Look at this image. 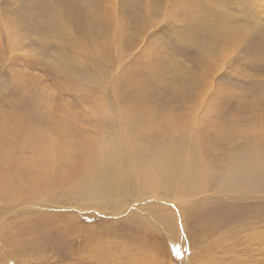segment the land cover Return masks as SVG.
Wrapping results in <instances>:
<instances>
[{"label":"rangeland","instance_id":"374dc122","mask_svg":"<svg viewBox=\"0 0 264 264\" xmlns=\"http://www.w3.org/2000/svg\"><path fill=\"white\" fill-rule=\"evenodd\" d=\"M42 1L35 0L39 6L34 0H0V159L4 155L38 164L36 169L29 167L43 183L42 168L49 167L47 159H60L58 163L64 167L74 161L84 139L99 140L103 120L96 108L105 102L109 90H99L75 72L77 84L72 86L67 81L72 75H66L63 64L73 62L74 69L94 73L93 64L98 60L97 81L106 86L98 78L108 72L100 61L117 51L119 44L129 67L137 66L139 73L143 72L140 66L158 60L161 70L156 68L155 72L166 77L181 72L201 77L204 84L196 88L193 103L171 102L162 110L149 112L157 122L143 131L146 139L153 136L159 141L187 135L188 146L209 150L213 169L217 161V171L211 169L212 182L205 191L179 203L140 196L125 199L120 210H112L110 204L101 210L92 208L73 186L65 191L68 189L59 187L57 176L49 175L50 179H45L50 188L44 196L22 202L0 201V264H264V195L244 193L246 185L239 180L225 190L217 185L226 160L232 152L239 155L246 149L248 141L234 136L233 142L225 143L214 138L218 122H234L238 133L264 130V0H159L151 19L144 16L143 4L134 23L126 27L128 1L101 0L103 10L112 11L117 27L109 40L110 52L99 47L104 36L94 33L91 25L87 27L86 1L48 0L58 11L56 24L46 34L41 26L46 22L47 5ZM186 2L209 14L210 24L224 17L226 26L237 34L230 40L216 39L199 27L196 32L207 44L197 45L187 37L196 28V21L188 16L190 25L185 21ZM127 39L132 43L129 50ZM76 41L86 45L77 47ZM122 94L137 96L138 86L124 89ZM153 99L154 104L147 103L149 108L155 107ZM101 110L109 114L106 108ZM183 117L186 130L174 125L169 133L168 120L180 124ZM58 132L67 135V154L71 155H61L50 146ZM15 140L23 144L9 149Z\"/></svg>","mask_w":264,"mask_h":264},{"label":"bare ground","instance_id":"6f19581e","mask_svg":"<svg viewBox=\"0 0 264 264\" xmlns=\"http://www.w3.org/2000/svg\"><path fill=\"white\" fill-rule=\"evenodd\" d=\"M25 1L27 0H24V2ZM84 1H86V3L84 4L85 6H83V8L89 18V25H87V27L91 25L90 29L92 30L93 28L94 33L98 32L101 33L102 36H104V41L102 40L103 42L98 43L99 47L105 48L108 50V52H110L111 48L109 40L111 41L113 39V33L117 29L113 20L114 16H112L113 19L111 17L110 12L112 11H110V8L109 12L103 10L104 5L101 4V0ZM119 1H122L123 4V1L125 2L126 0ZM127 1L129 3V7L127 6V13L130 16L125 19V27L134 23L139 9L143 4V10H145L144 16L149 19H151L150 13L159 4V0H149V2L148 0ZM38 2L35 3L38 4ZM43 3L47 5V9L45 11L46 22L44 26H41V28L46 34L48 30L52 29V27H54V25L56 24V13L58 11V7L55 3L54 7L53 4L48 2V0H44ZM115 5L117 6V4ZM184 5L187 7L185 9V21H187L190 25L189 21L187 20V16L196 21V28L193 29V32L189 33L190 35L187 37H189V39L194 43H197V45L201 44V46L204 47L207 44L206 40H204L196 32L199 27L207 29L209 32V36L211 35L216 39L230 40V38H234V34H237L234 30H232L231 28L229 29L226 26L224 17L220 19L219 23L210 24L211 22L209 20V14L199 12L197 10L198 7L190 6V2H186ZM71 9L72 11H74L73 8ZM75 14L76 22H78L79 15L77 13ZM112 21L114 22V24L111 23ZM77 24L81 25L80 22H78ZM55 29L58 28L55 27ZM81 31H83V28H81ZM109 33L112 34L110 38ZM185 34H188V31L183 33V35ZM126 42L127 50H129L130 48H132L131 40L127 39ZM75 43L77 47H84L86 45V43H83V45L80 46L81 42L79 43L78 41H76ZM120 50L121 48L118 44L117 51L111 53L108 57L100 61V63L106 67L108 72L106 73L105 69L103 68L107 77L101 75L98 78H100V80H102L106 84V86H101L97 81L96 74L98 73L99 69L98 60L94 61L93 64L95 67L94 73L93 71H89V69H74L76 64L73 62L67 61L63 64V70L67 76L72 75L73 77V74L75 72L79 78L83 77L82 81L97 86L99 90H109V94L105 102H102L103 104L99 105L100 108H96V110H98V116H100V120H103L100 121L103 128H101L100 130V139H84L82 141L83 144L79 145L80 147L73 155L74 161L68 165L66 163V166H64L63 164L64 167L60 165V162L58 163L60 159L57 160L53 157L51 160V158L47 159L45 157L47 160H49V163L47 162L49 167L42 168L40 166L43 170V183L35 179L36 176L34 175V173L36 172L32 170L33 168L29 167L33 164L29 163L28 160L22 158H9L6 156L4 157L3 155L2 159H0V201L12 200L15 202H22L27 201L30 198L44 196L48 193V190L50 188V182L46 184L47 181L45 178L48 177L50 179V176L52 175L57 176L56 179L60 183L59 187L67 188L68 190L65 191H69V188L71 189V186H73V189L79 191V195L80 197H82V199H87L91 202L92 208H96L99 210H101L107 204H110L109 206H112L110 207L112 208V210H120V207L122 206V203L125 202V199L129 198L130 200V198H134L136 200L140 196H155L158 198L160 197L167 199L170 198L172 200H177L178 202V200H186L185 198H191L192 196H195L196 193L205 191L207 186H209V184L212 182L211 169H213L214 162L208 149L200 151L197 149V147H195L194 144L192 146H188L186 144V142L188 143V140H186L187 135L185 134H178L179 136H181L179 139H164L161 141L157 140L156 138L152 139V135L150 139H146V136L144 135V131L146 130L144 127H150L151 125H154L152 123L157 122L155 118L149 115V112L162 110L168 103L171 102H177L178 105L182 103H193V101L196 100V88L198 87V85L201 86L202 84H204L201 77L193 75L191 72H181L178 75L166 77L163 73L155 72L156 68L158 70H161V65L158 60L153 64L146 63L145 65L140 66L143 72L139 73L138 71H136L137 66L129 67V62H126V53ZM87 71L89 72L87 73ZM135 76L139 77V82L138 79L134 78ZM72 77L68 78L67 81H69L70 83L72 82V86H74L77 84V78L73 77L75 79L74 80L72 79ZM136 85L138 86L137 96L127 98L124 94H122V91L124 93V89H131ZM156 94L159 96L155 97ZM93 95L96 96L97 92L93 93ZM153 98H155V107L149 108L147 106V103L148 101L153 102ZM145 104L146 107L142 112V107ZM103 108L107 109L109 113L107 116L104 112H102L101 109ZM52 121L53 120H51V122ZM193 122L191 124H193ZM185 123V117H183V122L180 124H174L173 121L168 120V123H166V127L169 130L168 132L170 133L174 129V125H177L176 127L181 126L185 129ZM218 123L219 124L217 125L219 127V132H214V138L225 140V143H230L232 139H234V136H236L247 140L248 144L246 149H244L242 152H239V155H235L232 152V154L228 158V161L226 160L227 163L222 167L223 169L221 172V177L217 185L225 190L226 186H233L234 181L239 180L246 185V189L245 191H243L244 193L250 195L248 192H251V195L253 197L255 194H259L263 198L264 130L261 129L260 132L253 131L252 133H249L247 130H245L238 133V126L235 125L234 122H231L230 124L229 122ZM234 125L235 128L233 127ZM243 127L244 129L246 128V126H242L241 128ZM249 127H252V125L248 126V128ZM28 134L30 133L28 132ZM24 135L25 134H23L22 137H24ZM41 136L39 137L41 138ZM66 136L67 135L64 132H58L55 140L53 138L51 139L53 142H49L51 143L50 146L52 148L55 147L56 152L64 156L69 154L71 155V153L67 154V150L70 148V146L67 141H65ZM190 137H193V135H191ZM191 143L192 142H190V144ZM22 144L23 143L21 141L19 142L15 140L7 147L9 149H17ZM5 155L7 154L5 153ZM59 157L57 156V158ZM215 163L216 169L217 161ZM37 166L38 164H35V166L33 165L35 169L37 168ZM215 169L213 170L215 171ZM40 181H42V179ZM113 199H116L115 203L112 202ZM244 233H246V230ZM253 234L255 235V233ZM253 234L251 235L252 237ZM259 236H261V234ZM255 243L253 244L255 245ZM201 260L198 262H202Z\"/></svg>","mask_w":264,"mask_h":264},{"label":"snow or ice","instance_id":"6c2138e0","mask_svg":"<svg viewBox=\"0 0 264 264\" xmlns=\"http://www.w3.org/2000/svg\"><path fill=\"white\" fill-rule=\"evenodd\" d=\"M173 252L175 253L176 256H179V251H177L176 249H173Z\"/></svg>","mask_w":264,"mask_h":264}]
</instances>
